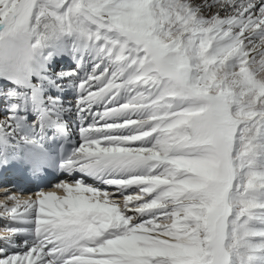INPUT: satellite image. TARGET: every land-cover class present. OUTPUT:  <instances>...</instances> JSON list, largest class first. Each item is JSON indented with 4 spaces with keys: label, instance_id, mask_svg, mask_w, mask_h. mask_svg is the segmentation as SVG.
<instances>
[{
    "label": "snow or ice",
    "instance_id": "snow-or-ice-1",
    "mask_svg": "<svg viewBox=\"0 0 264 264\" xmlns=\"http://www.w3.org/2000/svg\"><path fill=\"white\" fill-rule=\"evenodd\" d=\"M0 178V264H264V0H0Z\"/></svg>",
    "mask_w": 264,
    "mask_h": 264
}]
</instances>
